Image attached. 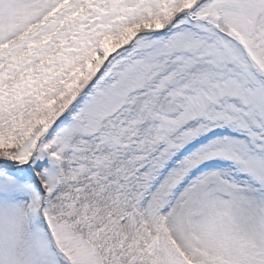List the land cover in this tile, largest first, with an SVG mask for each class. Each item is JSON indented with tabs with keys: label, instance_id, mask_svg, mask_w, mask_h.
Returning a JSON list of instances; mask_svg holds the SVG:
<instances>
[{
	"label": "snow or ice",
	"instance_id": "1",
	"mask_svg": "<svg viewBox=\"0 0 264 264\" xmlns=\"http://www.w3.org/2000/svg\"><path fill=\"white\" fill-rule=\"evenodd\" d=\"M0 264H264V0H0Z\"/></svg>",
	"mask_w": 264,
	"mask_h": 264
}]
</instances>
